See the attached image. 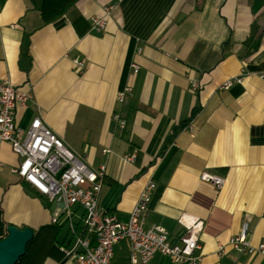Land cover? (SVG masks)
I'll use <instances>...</instances> for the list:
<instances>
[{"label":"crops","instance_id":"1","mask_svg":"<svg viewBox=\"0 0 264 264\" xmlns=\"http://www.w3.org/2000/svg\"><path fill=\"white\" fill-rule=\"evenodd\" d=\"M110 4L97 32L92 17ZM0 82L31 88L21 129L41 117L93 170L106 167L104 212L127 222L153 181L145 228L179 244L186 214L204 222L198 264H264L229 245L244 226L252 247L264 243V0H0ZM0 161V239L10 226L31 228L19 264H75L60 249L69 226L52 223L59 207L13 173L20 159L7 143ZM112 264H132L128 241L115 244ZM149 264L175 263L157 255Z\"/></svg>","mask_w":264,"mask_h":264},{"label":"built area","instance_id":"2","mask_svg":"<svg viewBox=\"0 0 264 264\" xmlns=\"http://www.w3.org/2000/svg\"><path fill=\"white\" fill-rule=\"evenodd\" d=\"M117 6L110 4L104 8L102 16H93V29L106 30L108 19ZM140 53V51H138ZM79 72L84 63L75 61ZM135 73L139 66L131 64ZM233 81L227 82L222 89H229ZM198 82L193 81L191 90L197 92ZM131 92L125 87L118 95L123 104ZM32 98L30 87H16L9 82H0V147L3 143L11 146L19 157L18 166L13 173L33 187L41 196L46 197L60 209V216L53 217L52 223L58 225L63 219L69 226L72 241L60 249L75 264H112L114 246L122 240L129 242L132 264H149L157 255L169 258L175 264H198L201 250L200 235L204 222L184 214L179 223L186 233L179 244H171L170 234L164 228L144 226V219L152 202L156 184L149 181L133 208L129 220L122 222L115 214L104 212L100 207V197L106 176V167L93 170L77 153L72 151L41 119L36 117L28 130L17 124V110L25 108ZM121 128L125 122L115 117ZM194 132V128L190 127ZM135 156H125L126 162H133ZM2 165L0 161V166ZM200 179L218 190L224 187L225 180L209 172H203ZM75 208L83 212L81 221L75 223ZM248 228L244 226L240 235L232 238L229 245L244 254H260L264 258V243L257 248L247 239ZM223 251V248H221Z\"/></svg>","mask_w":264,"mask_h":264},{"label":"water","instance_id":"3","mask_svg":"<svg viewBox=\"0 0 264 264\" xmlns=\"http://www.w3.org/2000/svg\"><path fill=\"white\" fill-rule=\"evenodd\" d=\"M34 238L35 232L31 228L10 226L7 235L0 240V264H18Z\"/></svg>","mask_w":264,"mask_h":264},{"label":"trees","instance_id":"4","mask_svg":"<svg viewBox=\"0 0 264 264\" xmlns=\"http://www.w3.org/2000/svg\"><path fill=\"white\" fill-rule=\"evenodd\" d=\"M1 239H3V238H1ZM1 239H0V240H1ZM33 241H34V240H33ZM33 241H32V242H33ZM32 242H31V243H32ZM31 243H30V244H31ZM28 247H29V246H28ZM27 250H28V249H27ZM26 255H27V253H26ZM25 257H26V256H25ZM25 257H23V258L19 261V263H20ZM19 263H18V264H19Z\"/></svg>","mask_w":264,"mask_h":264}]
</instances>
